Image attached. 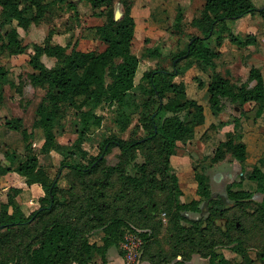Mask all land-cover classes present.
I'll use <instances>...</instances> for the list:
<instances>
[{"label":"trees","instance_id":"16d2710c","mask_svg":"<svg viewBox=\"0 0 264 264\" xmlns=\"http://www.w3.org/2000/svg\"><path fill=\"white\" fill-rule=\"evenodd\" d=\"M85 1L103 22L85 27L87 33L82 37L100 40L105 44L103 50L83 51L75 41L62 44L54 40V35L72 30L71 25L63 32L49 29L42 42L32 45L26 79L21 75L17 81L11 79L12 67L0 63V104L6 85L20 94L25 81L45 89L31 129L20 117L3 119L0 177L15 171L27 185L39 184L43 195L39 206L26 213L17 200L22 189L9 188L7 201L0 204V264H108V249L119 248L129 228L140 231L142 258L149 264H189L194 255L207 259V264H254L249 245L233 236V229L247 231L240 216L231 219L226 214L230 206L214 200L205 168L227 156L245 162L248 150L241 122L247 116L245 106L253 111V121L264 113L260 68L252 65L245 81H234L231 74L219 70L222 53L218 50L226 39L239 48L255 50L256 34H237L229 22L255 14L264 22V5L257 7L253 0H204L190 21L198 33L189 35L182 48L166 56L159 47L146 48L143 56L158 61L136 82L141 59L132 51L134 0ZM117 4L123 10L119 17L115 16ZM69 11L71 19H79L78 0H0V56L13 58L27 52L18 27L27 30L51 15ZM184 17L178 6L172 34H185ZM43 56L54 58L55 64L47 67ZM163 58L170 59V66L159 60ZM193 66L208 74L206 99L213 116L221 113L226 101L242 111L232 118L233 129L225 139L203 156L208 165L194 164L199 199L183 203L172 157L178 143L190 141L206 119L204 105L188 95L184 81L176 80ZM195 78L199 86L205 85ZM69 108L78 119L74 122L76 137L61 143L58 138L66 131ZM99 108L111 110L117 131L102 133L96 153H91L84 144L103 126ZM228 124L211 123L203 137ZM36 133L42 137L38 149L33 145ZM114 148L119 150L117 161L109 163L107 156ZM52 151L61 155L57 167L40 161V155L50 156ZM260 162L253 164L247 179L256 184L261 200L253 199V192L242 187L244 170L239 187L229 184L226 193L233 208L264 226V165ZM203 202L208 203L207 217L189 220L184 213L200 212ZM98 231L103 233L101 244L91 241ZM228 246L240 256L238 261L225 256L223 248ZM257 255L264 264V245Z\"/></svg>","mask_w":264,"mask_h":264},{"label":"rangeland","instance_id":"374dc122","mask_svg":"<svg viewBox=\"0 0 264 264\" xmlns=\"http://www.w3.org/2000/svg\"><path fill=\"white\" fill-rule=\"evenodd\" d=\"M170 3L165 5V9H163L162 14H156V22H160L159 25L156 22H152L151 18L147 15L143 14V11L140 9L141 0H136L137 8V26H136V34L133 39L132 51L135 53L140 59L139 73L136 76V82L139 80L142 72L150 67L155 66V62L158 59L148 58L143 56V52L146 47H159L163 52V55L166 56L170 53V51H176L179 48H182L185 43L188 41L189 35L193 33H198V30L195 27H192L190 21L193 17L199 14V11L204 3V0H168ZM254 4L257 7H261L264 5V0H253ZM181 7L184 12V20H183V31L184 35H174L170 32V27L173 23L174 17L177 12V7ZM78 9H79V19L75 21V19H71V12H65L64 14L58 12L54 15L49 16L46 20H44L39 25H33L29 29L25 30L21 27H18V31L20 37L23 39L24 43L27 44V52L22 56L17 57H7L0 56V63H4L9 67H12V71L10 73V78L17 81L19 75L26 77V73L31 71L29 65L27 64V55L32 52V45L34 43L42 42L49 29L53 28L58 31H65V28L73 25V29L67 33H60L54 35V40L65 44L68 40L70 44H72L76 38L82 37V33H87L84 30L87 26H93L92 23H98L101 19H97L91 15L90 4L85 0H78ZM119 11L123 12L122 8L119 7ZM118 11V12H119ZM159 16V17H158ZM162 24V26H161ZM263 21L260 16L255 15H246L245 17L239 18L235 21H230L229 25L232 26L235 33L240 34L242 36L247 33H254L259 39V42L256 47L260 50V46L264 47V26ZM102 43L97 40L92 39H84L79 42V47L81 49H100L102 47ZM226 46L227 49L223 53L221 57V64L219 65V70L226 74V69L231 72V76L234 81H245L248 75V71L252 64H261L263 68L264 74V56L256 53V51L252 48H238L235 44L231 43L229 39L224 41V45L222 48ZM255 47V49H256ZM239 49V50H238ZM70 49H68L69 51ZM242 55V56H241ZM246 55H249L248 57ZM254 57V58H253ZM254 59V61L252 60ZM43 62L47 67H52L55 64V59L47 56H43ZM162 61L166 66H170V59L163 58ZM227 70V71H228ZM198 73L193 67L184 73L176 77L177 81H184L188 85V95L189 96H197L201 99V102L205 106V112L207 114V119L215 122L218 121H229L230 124L220 127V129L216 132L219 139H224L225 135L228 131L233 129L232 118L238 117L241 115V109L235 107L226 101V105L224 109L218 116H213L211 110L208 107L206 95L205 93V85L199 86L198 80L195 77H198L203 82L206 83L208 77L207 73ZM45 93L44 88H37L31 86L28 81H25L23 86V94H20L15 89L6 85L4 87V104L7 106L5 112L9 113L10 116L13 115H22L24 120V124L28 129H31L34 118L36 117L35 111L38 103L41 101L43 95ZM3 110V109H2ZM246 117H241V122L243 126L244 137L243 140L246 142L248 147V157L245 162H241L236 160L231 156H227V158L219 163H216L210 167L205 168V172L209 176V183L212 191V195L214 200L223 205L230 206L228 208V212L226 213L231 219H236V216H240L239 222L241 225L247 230L243 232L239 229H233L234 237H241L244 239L245 244L249 245V254L255 258L254 264H260L258 259V250L261 246L264 245V226L260 223H257L253 216L248 215L245 211L243 212L241 209L233 208V202L227 197L226 187L229 184H234V189L238 188L239 185L237 183L240 181L241 173L244 170V180L242 181V187L246 188L253 192V199L261 200L262 195L257 191L256 184L254 182H250L247 179V174L253 164L258 161H263L264 165V114L262 117L253 121V111L250 109V106H245ZM75 110L73 108H69L66 110V131L63 135L59 136V141L61 143H67L69 140H73L76 137L74 133V122L77 121V116L75 115ZM97 113L104 115L103 126L92 135V140L88 141L84 144V147L89 150L91 153H96L97 151V143L100 139V135L102 133H110L112 131H117V127L112 122L113 113L108 108L98 109ZM136 121V119L134 120ZM132 127V126H131ZM130 127V128H131ZM130 130V129H129ZM200 130L202 128H197V135H199ZM215 132L209 131L208 134H214ZM208 135V136H209ZM123 137L128 136V131L122 135ZM198 137V136H197ZM196 137V138H197ZM195 138V139H196ZM207 138V137H205ZM206 140V139H205ZM36 140H34L35 143ZM200 146V145H199ZM199 146L182 144L180 148H184L186 152L190 155V158L193 160L194 164H205L208 165V159L204 158V155H209L212 152L211 147H207L206 150H199ZM38 149V147H35ZM119 150L114 148L107 156L109 163H115L117 161V153ZM141 158L139 157V160ZM61 160V155L55 151H52L50 156L40 155V161L42 164H52L56 163L57 167L59 161ZM262 163V162H260ZM55 170V168H53ZM190 174L191 180L194 179L192 171H188ZM189 178V180H190ZM193 181V180H192ZM202 210L204 214L208 212V203L204 202L202 205ZM222 207V206H221ZM200 215V214H199ZM205 216V215H204ZM162 217H165V214H162ZM202 217V216H201ZM218 223L222 224L221 222ZM239 225V227L241 226ZM223 250L231 257V260H235L240 258L238 254L231 250V247H224Z\"/></svg>","mask_w":264,"mask_h":264},{"label":"crops","instance_id":"0c3cea01","mask_svg":"<svg viewBox=\"0 0 264 264\" xmlns=\"http://www.w3.org/2000/svg\"><path fill=\"white\" fill-rule=\"evenodd\" d=\"M170 2L171 1H168V0H141L140 9L143 11L144 15H147L148 17L151 18L152 22H156V20L158 19V18L156 19V14H159L160 12H161L160 14H162L163 13V9L166 8L165 5L170 3ZM135 7H136V0L133 1L132 8H131V14H132V16L134 17V20H135L134 37H135V34H136V26H137V18L136 17L138 15L137 8H136V10H134ZM91 15L93 17L97 18V19H101L100 22L92 23L91 25L97 26V25L102 24V22H103V18L102 17H98V16L93 15L92 14V10H91ZM156 23H158V25H159L160 22H156ZM161 26H162V24H161ZM263 26H264V24H263ZM252 34H254V33H252ZM84 39L97 40V39H93L91 37H79V38H76L75 42H76V48L77 49L83 50V51H89V50L101 51V50H103L105 48V44H103L100 40H97V41H99L100 43L103 44L100 49L99 48L98 49L94 48V49H89V50L81 49L79 47V42L81 40H84ZM258 42H259V39H257V44H258ZM223 45H224V43H223ZM222 46L220 48H218V50L223 55V53L226 51L227 47L224 46L222 48ZM146 48H148V47H146ZM260 48L261 49L258 50V47H256L255 51H256V53L264 56V47L260 46ZM246 56L248 57L249 55H246ZM253 58H252V60L254 61ZM252 65L255 66V67H259L261 72H262V74H263V71H262L263 68H262L261 64H256V65L252 64ZM193 67L195 68L196 71L198 70L197 74L202 72L199 69H197V67H195V66H193ZM193 67H191L189 69H192ZM227 70L228 69H226V72L231 74V72L229 70L228 71ZM263 78H264V74H263ZM206 83H207V81H206ZM206 83H205V86H206ZM185 84L187 86V93H188V85H187V83H185ZM204 93L205 94L203 96L206 95V87H205ZM190 97H192L194 99H197L199 103L203 104L201 102V99H199L197 96H190ZM6 108H7V106L4 104V102H2L0 104V160H3V158H4V156L2 154V151H1V146H2V143L4 142V127L2 126L4 117H13V116H15V117L22 118V115H20V114L10 116L9 113H7V114L3 113V112H5ZM205 115H206L205 123L203 125H200V126L197 127V128H202V130H200V132H199V135H197V128H196L194 137L190 141L185 143V144H187V145H189V144L193 145L194 144L197 147L200 145L199 146V150H201V151L202 150L203 151L206 150L207 147H211L212 151H213L216 143L218 141H220V140H224L225 138L224 139H219L218 135L216 133L211 134V135L208 134L209 136L207 135L206 136L207 138L203 137L204 133L208 129L209 125L211 123H217L215 121L208 120L206 112H205ZM22 120H23V118H22ZM23 124H24V120H23ZM24 126H25V124H24ZM35 140L36 141H35V143L33 145L35 147L39 148L41 143H42V137L38 133H36ZM180 146H181V142L178 143L177 150H176L175 154L172 157V163H173V167L175 168L177 176H178V182H179L180 188H181V190L183 192L181 197H180V200L183 203H187V202H190L191 200L199 199V196L197 194V182H196V180L194 178V170H193L194 169V163L192 162L193 160L190 158V155L186 152V150L184 148H180ZM247 150H248V147H247ZM211 153H209V154H211ZM258 162H260V161H258ZM52 164L56 166V163H52ZM58 165H59V163H58ZM188 171H192V173H193L192 177L194 178V179H192L193 181L191 180L190 174L188 173ZM189 178H190V180H189ZM10 187H18V188L22 189L21 193L17 197V200L20 203L22 209L26 213H29L30 211L36 209L39 206L38 199H39L40 196L43 195L42 187L39 184L27 185L26 182H25V178L23 176L19 175L15 171H10V172L6 173L4 176L0 177V204L7 201V193H8V190H9ZM203 203L200 205V208H201L200 212L186 211L184 213L185 216L189 220H197L199 218H202L204 215H206V214L203 213L204 211L202 210ZM102 235H103L102 231L96 232L91 237V241L101 244L102 243V241H101ZM223 251H224V254H225V256L227 258H231V257L228 256V254L225 252V250H223ZM107 258H108V264H124L123 263V258H122V252L120 251L119 248H117L115 246H112V247H110L108 249ZM235 260L238 261V259H235ZM190 262H191L190 264H207V259L202 258L199 255H194L192 257V259L190 260Z\"/></svg>","mask_w":264,"mask_h":264},{"label":"built area","instance_id":"2783aa9c","mask_svg":"<svg viewBox=\"0 0 264 264\" xmlns=\"http://www.w3.org/2000/svg\"><path fill=\"white\" fill-rule=\"evenodd\" d=\"M137 229H126L123 240L120 244V251L124 264H149L142 258L143 239Z\"/></svg>","mask_w":264,"mask_h":264},{"label":"water","instance_id":"95a60500","mask_svg":"<svg viewBox=\"0 0 264 264\" xmlns=\"http://www.w3.org/2000/svg\"><path fill=\"white\" fill-rule=\"evenodd\" d=\"M119 7H120V5L117 4V5H116V11H115V16H116V17H119V16L121 15V13H122V12L119 11ZM118 11H119V12H118ZM177 259H180V257H178ZM188 263L190 264L191 262L189 261Z\"/></svg>","mask_w":264,"mask_h":264},{"label":"flooded vegetation","instance_id":"af4514ba","mask_svg":"<svg viewBox=\"0 0 264 264\" xmlns=\"http://www.w3.org/2000/svg\"><path fill=\"white\" fill-rule=\"evenodd\" d=\"M208 214H206L204 217H207ZM255 259V258H254Z\"/></svg>","mask_w":264,"mask_h":264}]
</instances>
